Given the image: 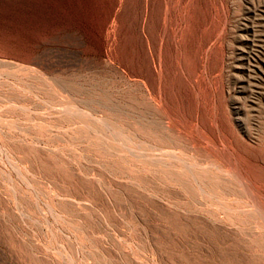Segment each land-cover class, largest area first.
Returning <instances> with one entry per match:
<instances>
[{
    "label": "rangeland",
    "instance_id": "374dc122",
    "mask_svg": "<svg viewBox=\"0 0 264 264\" xmlns=\"http://www.w3.org/2000/svg\"><path fill=\"white\" fill-rule=\"evenodd\" d=\"M0 264H264V0H0Z\"/></svg>",
    "mask_w": 264,
    "mask_h": 264
}]
</instances>
